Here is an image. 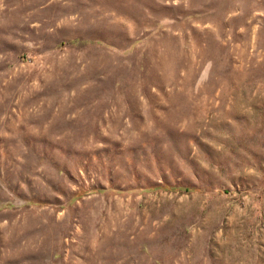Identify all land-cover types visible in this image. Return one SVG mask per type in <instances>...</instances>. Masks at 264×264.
Listing matches in <instances>:
<instances>
[{"label":"rangeland","instance_id":"374dc122","mask_svg":"<svg viewBox=\"0 0 264 264\" xmlns=\"http://www.w3.org/2000/svg\"><path fill=\"white\" fill-rule=\"evenodd\" d=\"M0 264H264V0H0Z\"/></svg>","mask_w":264,"mask_h":264}]
</instances>
